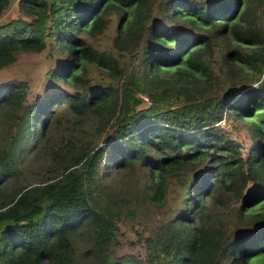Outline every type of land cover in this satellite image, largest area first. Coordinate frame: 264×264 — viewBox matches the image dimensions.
<instances>
[{
    "label": "trees",
    "instance_id": "16d2710c",
    "mask_svg": "<svg viewBox=\"0 0 264 264\" xmlns=\"http://www.w3.org/2000/svg\"><path fill=\"white\" fill-rule=\"evenodd\" d=\"M15 1L0 264H264V0Z\"/></svg>",
    "mask_w": 264,
    "mask_h": 264
},
{
    "label": "rangeland",
    "instance_id": "374dc122",
    "mask_svg": "<svg viewBox=\"0 0 264 264\" xmlns=\"http://www.w3.org/2000/svg\"><path fill=\"white\" fill-rule=\"evenodd\" d=\"M17 15H19V9L17 7V1H15L11 4L10 8L4 13L0 20L9 21L10 19L15 18ZM111 35L112 30H107L105 34L100 37L99 45L104 47L107 43L109 44ZM47 64L48 61L41 54H22L13 65L0 69V81L5 80L10 76L23 77L26 74L31 81L34 80L31 83V94L36 92H46L47 90L52 89L48 86V84H50L49 80L46 77H43L47 68ZM225 119V130L242 143L245 151L251 143V139L248 135L245 125L240 124L228 117Z\"/></svg>",
    "mask_w": 264,
    "mask_h": 264
}]
</instances>
